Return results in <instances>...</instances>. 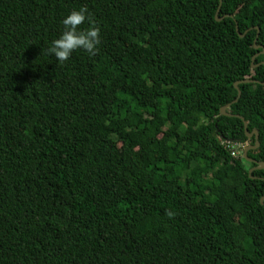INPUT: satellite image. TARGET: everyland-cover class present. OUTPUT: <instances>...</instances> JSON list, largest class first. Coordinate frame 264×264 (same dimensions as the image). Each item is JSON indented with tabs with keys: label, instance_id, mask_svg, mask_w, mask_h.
Masks as SVG:
<instances>
[{
	"label": "trees",
	"instance_id": "16d2710c",
	"mask_svg": "<svg viewBox=\"0 0 264 264\" xmlns=\"http://www.w3.org/2000/svg\"><path fill=\"white\" fill-rule=\"evenodd\" d=\"M219 2L0 0V264H264V0Z\"/></svg>",
	"mask_w": 264,
	"mask_h": 264
},
{
	"label": "clouds",
	"instance_id": "9594fccd",
	"mask_svg": "<svg viewBox=\"0 0 264 264\" xmlns=\"http://www.w3.org/2000/svg\"><path fill=\"white\" fill-rule=\"evenodd\" d=\"M63 31L58 39L51 42L46 54L54 56L60 63L67 61L77 49H83L90 56L98 53L100 44V28L89 13L87 7L73 10L62 21ZM85 23L88 27L81 28ZM170 218L174 216L171 211H166Z\"/></svg>",
	"mask_w": 264,
	"mask_h": 264
},
{
	"label": "water",
	"instance_id": "95a60500",
	"mask_svg": "<svg viewBox=\"0 0 264 264\" xmlns=\"http://www.w3.org/2000/svg\"><path fill=\"white\" fill-rule=\"evenodd\" d=\"M220 2L219 3H221V0H219ZM219 10H220V5H219V7H218V9H217V12H216V21H220L222 18H219L218 17V13H219ZM227 17H231V16H227ZM235 30H236V33L238 34V36L239 37H241V38H243L244 36H245V34L247 33V31L246 32H244V34H240L239 33V31H238V28H237V25H235ZM253 48L254 49H258V48H260V46H257L256 45V39L254 40V43H253ZM261 53H264V48L262 49V52ZM258 56V54L257 55H255L253 58H252V61H254V59L256 58ZM262 65H264V62H262ZM255 67V65H252L251 66V68L253 69ZM253 81L252 80H250V79H243V80H241V81H237V82H235L234 84H233V87L236 89V91H237V96H236V98H235V100H233L230 104H228V105H226V106H224V107H222L221 109H220V114L222 115V116H227V117H232L233 115H230V114H228V113H226V109L232 104V103H236L237 102V100H238V98L240 97V90L238 89V85L239 84H248V83H252ZM237 118H239V119H241L242 121H243V118H241V117H239V116H236ZM243 129H244V132H245V135H246V137L248 138V139H251L252 137L254 138V140H255V143H254V145L253 146H248V147H246L245 149H244V152H243V159H245V161H247L248 163H253V164H255V167H252L249 171H248V174L250 175L253 171H255V170H260V169H264V163L263 162H256V161H254V160H252V159H250V158H248L247 157V153H248V151L249 150H254V149H256L258 146H259V143H258V132L256 131V130H253L252 132H248L247 131V124H246V122L245 121H243ZM260 204L262 205V206H264V197H262L261 199H260Z\"/></svg>",
	"mask_w": 264,
	"mask_h": 264
},
{
	"label": "rangeland",
	"instance_id": "374dc122",
	"mask_svg": "<svg viewBox=\"0 0 264 264\" xmlns=\"http://www.w3.org/2000/svg\"><path fill=\"white\" fill-rule=\"evenodd\" d=\"M187 132H190L188 129H186ZM250 146L249 145V142H246L244 144H233L231 146V150H232V153L233 155L239 159L242 163V165L244 166V168L248 169L249 168V164L247 161H245V159H243V152H244V149L246 147ZM250 169H248L249 171Z\"/></svg>",
	"mask_w": 264,
	"mask_h": 264
}]
</instances>
